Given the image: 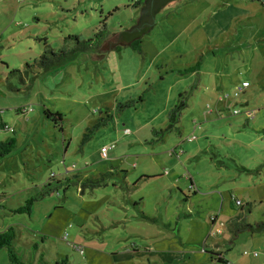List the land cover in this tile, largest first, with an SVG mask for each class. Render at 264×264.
<instances>
[{
    "label": "rangeland",
    "instance_id": "1",
    "mask_svg": "<svg viewBox=\"0 0 264 264\" xmlns=\"http://www.w3.org/2000/svg\"><path fill=\"white\" fill-rule=\"evenodd\" d=\"M135 1L0 0V140L16 139L0 231L17 257L0 264H264V232L240 229L264 212V6L176 0L137 46L74 50L103 20L109 36L134 25ZM47 46L63 54L45 67ZM87 176L102 185L81 191Z\"/></svg>",
    "mask_w": 264,
    "mask_h": 264
},
{
    "label": "trees",
    "instance_id": "2",
    "mask_svg": "<svg viewBox=\"0 0 264 264\" xmlns=\"http://www.w3.org/2000/svg\"><path fill=\"white\" fill-rule=\"evenodd\" d=\"M176 0H137L135 1L132 6L140 8V14L137 18V21L131 27L125 28L120 30L117 34H112L109 36V33L106 29L105 20L102 21L101 26L98 27L97 31L85 40L80 39L77 35H69L67 38H72L76 42V46L74 50L80 51H90L93 50L95 47H98L99 50H107L112 48H117L119 46L124 45H132L137 46L141 42L142 36L148 32V30L154 24L155 14L163 7L169 5L170 3ZM59 55L54 52L52 48L47 46L44 49L42 54L39 56L38 62L42 66H47L48 63L53 62L56 57ZM58 55V56H57ZM55 57V58H54ZM54 58V59H53ZM139 100H142V97H139ZM135 100H127L119 105V108H125L133 105ZM187 105L186 99H180L177 104L171 107L167 113L168 116V124L165 130L170 129L173 125L178 121L180 113L183 108ZM44 115L48 119H53V121L60 120L61 114L59 112H51L47 109L44 110ZM110 116L107 117L105 120H98L94 127L99 126L100 124L104 123L108 120ZM4 128L6 125H3ZM88 133L84 134L83 139H87L91 137V133L93 132L94 128L88 129ZM16 144V139L14 137H9L5 140H0V160H2L14 147ZM104 175V174H102ZM85 181L82 183L81 191H83L84 186H88L89 188H94L96 186H101L103 182V177H85L83 178ZM34 198L26 199L25 203L19 206L15 211L16 212H29L32 201ZM238 199H235L237 201ZM234 221L238 224L240 223L237 221V216L235 217ZM241 230H247L250 233H261L264 232V212L262 220L255 222L254 224L250 223H241L240 225ZM15 237V231L13 226H8L7 228L0 231V249L6 247L8 250V254L10 259L17 260V257L12 249V241ZM215 253V252H214ZM221 261V259H218Z\"/></svg>",
    "mask_w": 264,
    "mask_h": 264
},
{
    "label": "built area",
    "instance_id": "3",
    "mask_svg": "<svg viewBox=\"0 0 264 264\" xmlns=\"http://www.w3.org/2000/svg\"><path fill=\"white\" fill-rule=\"evenodd\" d=\"M246 85H247V82L244 81L243 84H242V87H244V86H246ZM238 89H241V88L238 87ZM237 94H238V92L235 91L234 95H237ZM252 113H253V111H249V112H248V115H251ZM5 128H7V126H5ZM125 131H128V130H125ZM193 138H194V136L189 137V140H190V139H193ZM114 146H115L114 143H111L110 145H107V146H102L101 149H100L101 157H102V158H106V157H107V152H108V150L111 149V148H113ZM236 203H237V204H240V201L237 200ZM211 219H212L211 221L214 220L213 217H212ZM218 232H221V230H219ZM255 254H256V253H254V255H255Z\"/></svg>",
    "mask_w": 264,
    "mask_h": 264
},
{
    "label": "crops",
    "instance_id": "4",
    "mask_svg": "<svg viewBox=\"0 0 264 264\" xmlns=\"http://www.w3.org/2000/svg\"><path fill=\"white\" fill-rule=\"evenodd\" d=\"M20 109H23V108H19V110ZM3 125H7L4 121H2L1 119H0V128H4V126ZM215 220H216V218L212 221V223H211V225H214L215 224ZM231 225V226H230ZM238 224L234 221V218L233 219H231L230 220V224H229V226H230V231L232 230V229H234L236 226H237ZM235 230H236V228H235ZM219 250V248H217V245L216 246H214V248H213V250L215 251V252H218V250ZM254 255V254H253ZM218 258H221V261H223V262H220V264H224L225 263V260H227L225 257H223L222 255H219L218 256ZM219 262V261H218ZM262 263H264V262H262ZM227 264V263H226Z\"/></svg>",
    "mask_w": 264,
    "mask_h": 264
},
{
    "label": "flooded vegetation",
    "instance_id": "5",
    "mask_svg": "<svg viewBox=\"0 0 264 264\" xmlns=\"http://www.w3.org/2000/svg\"><path fill=\"white\" fill-rule=\"evenodd\" d=\"M256 2H258L260 5L264 6V0H255Z\"/></svg>",
    "mask_w": 264,
    "mask_h": 264
},
{
    "label": "water",
    "instance_id": "6",
    "mask_svg": "<svg viewBox=\"0 0 264 264\" xmlns=\"http://www.w3.org/2000/svg\"><path fill=\"white\" fill-rule=\"evenodd\" d=\"M138 17V16H137Z\"/></svg>",
    "mask_w": 264,
    "mask_h": 264
}]
</instances>
